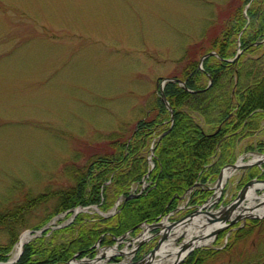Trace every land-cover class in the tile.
Returning a JSON list of instances; mask_svg holds the SVG:
<instances>
[{
	"label": "rangeland",
	"instance_id": "rangeland-1",
	"mask_svg": "<svg viewBox=\"0 0 264 264\" xmlns=\"http://www.w3.org/2000/svg\"><path fill=\"white\" fill-rule=\"evenodd\" d=\"M228 4L229 0H0V216L4 217L0 252L8 248L6 259L0 261L12 254L23 232L37 230L35 225L67 223L69 215L64 213L46 220L58 203L52 195L72 187L76 172L92 158L114 152L109 135L128 138L134 123L150 113L158 81L183 78L185 49L196 42L204 51L210 48V37ZM236 44L230 53L239 51ZM259 56L258 51H243L237 60ZM206 83L204 78L199 84ZM187 105L194 107L189 101ZM196 118L204 123L201 116ZM234 151L235 161L264 153V119L254 118L237 137ZM253 172L264 178V172ZM241 175L242 170L235 171L221 193L214 190L217 202L224 199L227 204L236 197L239 181L247 180ZM263 192L255 191L257 196ZM41 193L47 194L45 201L27 202ZM114 203L99 210L107 213ZM251 220L228 226L199 249L218 251L209 264H233V256L264 258V220L257 226H251ZM246 225L250 234L238 233ZM12 233L17 234L14 241ZM67 237L54 236V242ZM50 238L47 232L43 245ZM35 258L38 264H50L42 256Z\"/></svg>",
	"mask_w": 264,
	"mask_h": 264
},
{
	"label": "trees",
	"instance_id": "trees-1",
	"mask_svg": "<svg viewBox=\"0 0 264 264\" xmlns=\"http://www.w3.org/2000/svg\"><path fill=\"white\" fill-rule=\"evenodd\" d=\"M225 14L210 37V48L204 51L202 43H192L182 57L186 66L181 79L188 89H204L208 84L207 75L212 78L211 85L202 92L190 93L177 83L167 82L163 92L173 110V123L170 112L157 95L150 113L136 122L131 136L123 140L116 138V134L109 135L114 152L92 158L84 170L76 172L72 187L52 195L58 203L46 220L76 206L95 204L105 211L119 196H127L130 187L148 174L150 185L145 191L121 203L120 211L109 218L77 215L69 225L51 232L48 245H43L46 235L43 233L24 246L15 264L40 263L35 256H42L50 264H63L75 253L90 254L89 248L100 235H104L102 245L110 244L112 236H119L141 222H152L159 215L174 210L188 188L196 182L214 181L221 167L235 160L237 137L251 126L254 118L264 119V0H229ZM203 39L208 41V38ZM236 42L244 52L258 51L262 56L244 62L238 59L234 63L208 56L203 61V70L198 67V55L209 51H216L222 59L234 57L236 51L230 53V46L234 47ZM204 78L207 83L200 86ZM188 101L194 107L187 105L185 108ZM193 113L201 116L204 123L201 124ZM152 144L154 167L148 173L147 154ZM253 175V170H249L248 176ZM209 195V191L196 188L190 204L202 203ZM47 197L41 193L28 198L27 202L35 205ZM2 219L4 217L0 216V222ZM250 223L257 226L261 222L251 220ZM248 226L238 233L250 234ZM60 234L68 237L56 245L54 236ZM16 235L12 233V241ZM7 250L5 247L0 252V260L6 259ZM217 252L196 250L181 264H209ZM233 257V264H264L262 255ZM257 259L261 262L257 263Z\"/></svg>",
	"mask_w": 264,
	"mask_h": 264
},
{
	"label": "water",
	"instance_id": "water-1",
	"mask_svg": "<svg viewBox=\"0 0 264 264\" xmlns=\"http://www.w3.org/2000/svg\"><path fill=\"white\" fill-rule=\"evenodd\" d=\"M208 55H216V53L214 52H210L206 55H203L200 60L199 63L201 64L203 59L205 57H207ZM237 57V55H236ZM228 62H230V60H226ZM210 78V77H209ZM164 81H175L179 84H181L184 89H186L184 82L179 80V79H172V78H166L164 79ZM210 82H211V78H210ZM209 82V84H210ZM162 101L164 102V104L167 106L168 110L170 111V113H172L171 107L169 106L166 98L164 97V95L162 94ZM172 115H171V120H172ZM153 150V148H152ZM263 157V158H262ZM241 159L237 160L235 163L232 164H227L225 165L220 172L218 173L217 179L215 181V185L212 188H207L208 190H217L218 193L222 192V187L224 182L226 181V179L228 178V176L225 177L224 175V171L225 170H231L232 172L235 170H246L249 169L251 167L257 166L260 167L262 164H264V154H261V159L259 160H255V161H248L245 163H239ZM199 184H195L193 187H190L189 189H187V193L191 192L192 189L195 186H198ZM250 188H254V190H264V179H251L249 181H247L238 191L236 197L234 198L233 201H231L229 204H227L224 207H220L215 211H209L207 208L213 204L216 199L217 196L215 197V200L211 201L210 199H208L207 201H205V203H203L202 205L197 206L192 212L187 213L186 215L182 216L181 218H179L178 220H174V221H170L167 224L164 225L163 220L158 221V219H156V221L152 224H148L147 227H149V229H157L158 231L154 234H152L149 238H153L156 236H159L158 240L156 241L155 245L152 247V249L145 255H143L140 259L136 260V261H130V262H121L119 264H152L154 262H156L155 256H158V259H164L167 256L171 255L172 253L170 251H165L163 254L160 252L162 250V246L164 245H168L169 243H174L176 242V240L178 238H171L170 239V234L172 232V229L182 225V224H186V222L188 221H194L195 219H197V217H204L205 222H203L202 224H209V225H216V224H222L221 226L212 229L209 233H207L206 235H200L197 236L200 239H208L210 238L211 240H214L216 238V236L225 228H227L230 225L235 224L236 222H238L239 220L243 219H262L264 218V213L261 214H254L253 212H257V208H259L260 206L264 205V200L260 199V198H253V200H256L257 203L254 205H244L247 201H251V197L248 196V193L250 191ZM134 195H129L127 197L124 198V200H127L130 197H133ZM215 196V195H214ZM262 196H264V193L262 194ZM95 209V207H90ZM79 210L75 211V214L78 212ZM103 217H108L113 215L114 213H108V214H102L101 212H99ZM142 224H138L136 227L140 228ZM136 227L131 228L127 233L123 234L122 236L118 237V238H114L115 241V245L114 246H110L107 248H111L114 249L116 251V255H120V256H126L127 253H125L122 250H118L117 249V244L118 243H122L124 242V239L126 238V236L132 232L133 229H135ZM47 228V226L42 227L40 230L38 231H26L24 233L27 234L29 236L28 241H30V239L32 238H36L39 235H41V233ZM23 236V235H22ZM21 236V237H22ZM184 236V235H181ZM180 237V236H179ZM170 239V240H169ZM101 237L97 240V242L93 245L92 248L97 247L98 244L100 243ZM26 242V243H27ZM146 240L142 239L140 242L137 243L136 247L131 250L128 254H135L137 249L143 244L145 243ZM106 248V247H104ZM188 248V243H184V240L179 244L178 246V250L175 253V257L173 258V261L171 264H179L180 262L183 261V259L185 257H187L192 251H194V249H196L197 247H192L190 249ZM23 251V246H21L15 260L12 261H7L5 263L0 262V264H13L14 262H16L18 260V258L20 257V255L22 254ZM160 252V253H158ZM184 252V253H183ZM79 254V253H78ZM77 255H74L68 262H66L65 264H97L96 262H98L100 259L107 257L109 258L110 255H101V256H96L94 259H78ZM112 256V255H111Z\"/></svg>",
	"mask_w": 264,
	"mask_h": 264
},
{
	"label": "bare ground",
	"instance_id": "bare-ground-1",
	"mask_svg": "<svg viewBox=\"0 0 264 264\" xmlns=\"http://www.w3.org/2000/svg\"><path fill=\"white\" fill-rule=\"evenodd\" d=\"M257 157L258 156H256L255 158H257ZM259 159H261V157H258V159H256V160H259ZM229 172L230 171L224 172L225 177L227 175L228 176L231 175V172L230 173ZM254 192H255L254 188H250L248 196L251 197V199L256 198V196H257ZM260 199L264 200V196H260ZM263 212H264V209H261L260 211L255 212V214L259 215ZM203 222H204L203 220L195 219L194 221H191V222L188 221V222H186V224L179 225V226L172 229L170 237L171 238H179V236L184 235V237H185L184 243H188L187 249H190L192 247L207 246L211 243V240H206L205 238L200 239L197 236L206 235L212 229L217 228V227L221 226L222 224L208 225L206 223L202 224ZM28 238H29V236L27 234L23 235L20 238V240L17 242L12 254L9 257L10 261L15 260L21 246L28 240ZM165 251H170L172 253L171 255L167 256L168 260L166 262H162L163 259H158L155 256L156 262H154L153 264H171L173 261V258L175 257V253L179 250H178V248L170 247V245L168 244V245L162 246V250L160 252L163 254ZM111 252H112V250H109L108 252H106V255H109V253H111ZM160 252H158V253H160ZM151 264H152V262H151Z\"/></svg>",
	"mask_w": 264,
	"mask_h": 264
}]
</instances>
